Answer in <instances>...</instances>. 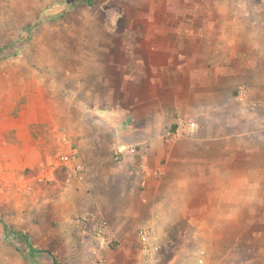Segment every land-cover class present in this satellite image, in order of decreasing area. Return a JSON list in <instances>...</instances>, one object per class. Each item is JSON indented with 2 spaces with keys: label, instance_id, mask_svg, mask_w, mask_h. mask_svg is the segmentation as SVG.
<instances>
[{
  "label": "rangeland",
  "instance_id": "obj_1",
  "mask_svg": "<svg viewBox=\"0 0 264 264\" xmlns=\"http://www.w3.org/2000/svg\"><path fill=\"white\" fill-rule=\"evenodd\" d=\"M147 21L157 32H190L196 42L218 45L220 34H228L229 46L264 50V0H0V264H264L263 122L242 140L241 156L253 141L256 160L218 237L208 236L195 201L187 219L199 226L179 220L164 235L156 233L155 261L139 241L141 226L128 230V220L110 217L128 209L129 199L106 193L110 174L125 170L119 162L134 171L141 163V143L125 152L117 147L98 164L95 153L78 149L83 181L68 170L57 173L64 166L52 179L41 177L58 163L61 147L69 143L73 151L79 140L89 144L95 136V59L106 55L95 51V42L116 32L124 43L121 34L135 36ZM95 215L109 227L101 240ZM5 225L26 235L34 250Z\"/></svg>",
  "mask_w": 264,
  "mask_h": 264
},
{
  "label": "crops",
  "instance_id": "obj_2",
  "mask_svg": "<svg viewBox=\"0 0 264 264\" xmlns=\"http://www.w3.org/2000/svg\"><path fill=\"white\" fill-rule=\"evenodd\" d=\"M156 30L147 21L135 36L121 34L124 43L116 32L95 42V51L106 52L95 59V136L89 144L79 140L73 151L95 153L98 164L117 147L125 152L129 144L141 143V163L148 169L164 167L166 174L157 178L119 162L125 170L110 174L106 193L124 195L131 204L121 212L115 203L119 211L110 217L125 218L127 228L141 226L164 235L179 220L199 226L187 219L196 201L204 209L208 236L218 237L231 216L228 204L235 205L238 186L256 160L253 141L245 145L247 154L241 153L242 140L254 137L264 123V50L229 46L228 34H220L217 45L196 42L190 32ZM181 117L196 124V134L165 138ZM66 147L61 150L72 151Z\"/></svg>",
  "mask_w": 264,
  "mask_h": 264
},
{
  "label": "built area",
  "instance_id": "obj_3",
  "mask_svg": "<svg viewBox=\"0 0 264 264\" xmlns=\"http://www.w3.org/2000/svg\"><path fill=\"white\" fill-rule=\"evenodd\" d=\"M241 99L243 98V94H241ZM195 123L186 117H181L178 121L177 128L175 132L169 134V137L181 139L185 136L191 135L194 131ZM130 152L135 151L134 147L129 148ZM63 151V150H61ZM76 151H63L58 153V163H53L52 165L49 164L47 170H44V174L41 175L42 179H52L54 177V173L57 167L64 166L68 170L69 176H75L79 181H83L85 179L84 176V164L81 160L77 158ZM123 157L117 156V160H120ZM137 167H140L144 170L152 174V176L161 178L166 174V169L164 167H157L154 169H148L145 167L144 163L139 164ZM94 220V229L96 237L101 240L104 239L106 234L109 232V227L107 222L103 219L99 218L95 215ZM80 222V220H76V222ZM139 241L147 254L149 260L155 261L158 258V254L160 252V248L157 242V236L155 235L154 231L150 228H141L139 230ZM201 255L204 258L206 256V251L203 249L201 251ZM201 258L199 261L203 263L204 259Z\"/></svg>",
  "mask_w": 264,
  "mask_h": 264
},
{
  "label": "trees",
  "instance_id": "obj_4",
  "mask_svg": "<svg viewBox=\"0 0 264 264\" xmlns=\"http://www.w3.org/2000/svg\"><path fill=\"white\" fill-rule=\"evenodd\" d=\"M61 170H67V168H65V167H61V168H57V173L58 172H61ZM55 171V172H56ZM5 231H7L8 233H9V235H16L17 237H19V238H22V239H25V241L27 242V245L32 249V250H34V248H33V246L31 245V243L29 242V240H28V237L26 236V235H24L22 232H20V231H15V230H11V229H9V227L7 226V225H5Z\"/></svg>",
  "mask_w": 264,
  "mask_h": 264
}]
</instances>
